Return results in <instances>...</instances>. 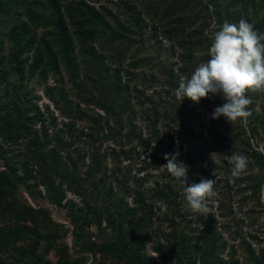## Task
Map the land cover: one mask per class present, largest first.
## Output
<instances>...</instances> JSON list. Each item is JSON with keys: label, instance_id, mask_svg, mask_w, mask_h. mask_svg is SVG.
I'll return each mask as SVG.
<instances>
[{"label": "trees", "instance_id": "1", "mask_svg": "<svg viewBox=\"0 0 264 264\" xmlns=\"http://www.w3.org/2000/svg\"><path fill=\"white\" fill-rule=\"evenodd\" d=\"M45 1L37 12L41 0H0V264H7L1 258L6 254L10 264H51L45 260L51 250L57 252L56 264H85L89 259V264H238L235 252L223 257L234 251L228 249L224 231L243 244L247 235L251 238L239 230L246 222L237 221L231 232L211 213L204 226L205 220L186 208L182 186L161 166L167 163L165 154L179 149L178 160L189 167V183L197 181L199 172L216 180L222 218L234 216L238 196L242 207L253 203L244 217L250 224H256L255 214H264V92L248 91L252 115L231 123L223 116L211 118L224 103L218 95L210 94L198 107L174 95L180 76H190L210 59L212 34L201 27L194 1L205 11L213 7L218 27L225 19L238 23L241 14L236 16L232 7L242 13L251 2L247 20L264 33V0H234L225 16L217 0H119L126 21L103 4L111 0ZM147 30L151 38L178 43V48L164 49L170 58L178 55V62L169 68L168 60L156 64L165 76L163 91L151 95L137 88L135 71L146 60L131 56L130 61L126 53L136 43L133 38L145 43ZM117 39L125 46L117 45ZM33 81L44 87L42 95L30 86ZM42 96L51 103L40 107ZM190 114L195 122L209 121L200 125L201 134L191 126ZM204 132L219 157L216 162L208 150L198 152ZM83 138L81 151L77 142ZM189 141H194L191 150L186 148ZM138 147L149 152L150 161L143 160L138 170L124 168V163L140 160L134 154ZM232 152L248 157L247 169L235 179ZM201 162L209 163L210 170L200 171ZM161 169L147 187L154 177L145 176ZM109 182L116 183L120 196ZM22 191L44 205H28L19 196ZM47 206L66 210L75 253L62 243L70 227L54 222ZM92 226L98 230L95 239ZM26 239L31 242L18 247ZM151 242L161 261L145 254ZM254 263L264 264L263 256Z\"/></svg>", "mask_w": 264, "mask_h": 264}, {"label": "clouds", "instance_id": "2", "mask_svg": "<svg viewBox=\"0 0 264 264\" xmlns=\"http://www.w3.org/2000/svg\"><path fill=\"white\" fill-rule=\"evenodd\" d=\"M208 55L210 59L200 62L190 76H180L175 97L181 102L187 97L199 104L210 94L218 95L224 103L214 109L212 119L223 116L230 123L246 121L252 115L247 92H264V33L244 18L238 23L225 21L219 30L212 32ZM178 156V152L165 154L167 163L161 167L182 186L189 208L193 212L207 213L210 200L217 195L216 180L201 178L199 183H189V167L179 161ZM229 162L233 179L248 167V157L239 152H232Z\"/></svg>", "mask_w": 264, "mask_h": 264}, {"label": "rangeland", "instance_id": "3", "mask_svg": "<svg viewBox=\"0 0 264 264\" xmlns=\"http://www.w3.org/2000/svg\"><path fill=\"white\" fill-rule=\"evenodd\" d=\"M32 1L33 0H29V2H32ZM131 1H133V0H131ZM218 1H219V3H221L220 11H224V10L226 11L227 5H230V8H231L232 3H233L234 0H217V2ZM241 1L244 4L248 0H241ZM21 2H22V0H21ZM38 2H40V0H38ZM41 2H42V4L40 5V7L37 10V12H41V8L46 6V1L44 2V0H41ZM103 4L108 6L109 8H111L112 11L115 12V14L119 18H121L124 21H126L124 15H122V13L120 11L122 9H119V7H118V6H120V1L119 0H111L110 2H106V3H103ZM194 4H197L196 5L195 14L197 15V19L200 20L201 27L203 28V30H205V33L206 34L207 33L212 34V32L214 30H219L220 27L217 26L218 24L215 23L214 16L211 15V11H212L213 7L211 6L209 11H205V8L200 3L194 1ZM250 7L252 8L251 2H250L249 8L243 7V10L247 9L248 11H244V12L241 13V11L239 10L240 7L239 8H237V7L234 8V6L232 7L233 8L232 10H233V13L236 14V16H238V14H241V15L238 16L239 19L244 18V19L247 20V18H248L247 16H249V15H247V13L249 12ZM225 11L223 13V16L226 15ZM21 18L25 19V15L21 16ZM225 21H226V19H225ZM247 21H249V20H247ZM42 30L43 29H40V32ZM146 33H147V35L145 36V43H142V42L138 41L139 39L136 38V37L133 38L136 43H134L133 45L130 44L128 46V48H127V52L126 53H127V56L129 57L130 61L133 60L131 56H135L137 60H139V59L140 60H146L147 63L143 62L144 64L138 67L139 69H137L135 71L136 72L135 74L139 76L138 77L139 78L138 81L140 82L139 84H137V88H139L142 92H144V90H148V91H145L144 93L147 94V95H151L153 91L154 92L163 91V83H164V77L165 76H163L162 74L159 73V70H158L159 67H156V64L158 63V61H166V60H168L166 62H167V67L169 68L171 62H178L179 60L176 58L178 55H176V57L173 59V58H170V55H171L170 51L169 52L168 51L164 52V49L165 48H169L170 45L175 46L176 48H178L177 47L178 43L177 44H171L167 40L168 38L164 39V37L163 38L158 37L157 39L151 38L152 37V33H151L150 30H147ZM117 40H118L117 45L121 44V46H123V47L125 46V44L123 42H121V41H124V40H121V39H117ZM161 47H162V52L160 54L159 50H160ZM5 52H6V48H5ZM176 52H177V54H180L179 50H177ZM179 67H175L174 68V72L175 73L178 72L177 69H179ZM144 78H145V82H142L141 79L144 80ZM154 79H155V81H154ZM153 81H154V83H153ZM33 82L34 83H32V82L30 83V86L36 88L38 94L42 95L43 92H44V87L43 86L39 87L37 85L36 81H33ZM49 84L53 85L54 83H53L52 80H50ZM147 87H150V88H147ZM49 102L50 101L48 100V98L46 99L45 97L42 96V102L39 103L40 107H43L44 104L49 103ZM187 102L189 104V107L190 106L198 107L200 105V102H199V104H195L191 100H187ZM51 107L54 110L52 104H51ZM259 107H260V104H258V108ZM82 108H84V107L82 106ZM54 112L56 113V115H59L57 111L54 110ZM201 114H203V113H201ZM194 119L195 118H193V116H191V114H190L189 120L192 123L191 126H193V128L195 129L196 134H201L200 125L204 124V123H205V125H208L209 121L207 119H205V118H202V121L198 123V122H195ZM84 141L85 140L83 138V140L81 139L80 141L77 142V148H79V150H81V151H84V149H85ZM193 142L194 141H189V143H188V145L186 147L188 150H191L193 148V146L191 145ZM199 143H200V145L197 148L198 152H202V151H204V149H206V150L209 151V154L212 155V158H213L214 162L218 161L219 157H218L217 154H215V152H213L214 145H213L212 141L210 140V138L208 137L207 132L203 133L202 141H200ZM109 145H111V143H107L106 147H109ZM135 145H136V143L133 144V146H135ZM262 145H263V143H262ZM137 150H139V151L138 152H134V154L135 155L140 154V160L136 161V163H134V164L126 162V163H124V168L129 167V166L132 165L134 170L135 169L138 170L139 168H141L140 164H141V162L143 160H147L148 162L150 161L149 157H148L149 152H145L140 147H138ZM178 150L179 149H175L174 151L178 152ZM108 163H110V162L108 161ZM110 167H111V165H109L108 168L110 169ZM199 169H200V171H204V170H208L209 171L210 170L209 169V163L201 162V164L199 166ZM84 171L85 170L82 169L81 173L83 174ZM162 172H163V169H161L160 171H157V172L152 171V172H150V174L146 175L145 176L146 178L148 176L149 177H152V176L154 177L153 180H149V181H146V178H145L146 186L147 187L150 186V185L153 186V184L155 182V178H157L160 175V173H162ZM198 176L200 178L198 177L197 181H195V183H199L201 178H204L203 175H201L200 172H199ZM108 186H112V189L115 192V194L120 196L121 192L119 191V188L117 187L116 183H110L109 182ZM19 196L25 203H27L30 206H33L34 208H38L39 206L44 205L43 201H41V203H38L35 199H32L31 197H29L28 194L26 192H24V191L19 192ZM246 196H250V193H247ZM68 198L69 199H74V201L77 204L79 203L78 202V198L75 197L73 194L69 193L68 194ZM220 199H222L223 202L225 201V204H227L226 206L228 207V201L224 197H222ZM241 200H242L241 196H238L237 198H235V200L233 201V203H234V213L235 214H234L233 217L232 216L228 217V219L222 218L221 217V212L219 210H217L218 204L220 202V200H218V196L217 195L210 200V202L208 204L209 211L207 213H203L202 214V213H199V212H193L189 208L187 202H186V208H189V210L191 212V215L195 216V215L198 214V216H201L205 220L204 226L207 223V217L209 216V214L212 213L211 215H213V217L217 220L218 224L227 225V227L230 228L231 232L234 231V227L233 226H234V224L237 221L244 220L246 223H245V225H243L242 228L239 229L240 233L242 235L249 233L251 235V238H249L248 235H247L246 239L244 240L246 242L242 244V241L240 239L239 240L238 239L234 240L233 238L230 237V235L228 233H226V231L223 230L224 233H225L224 238H225L226 242L229 244L228 249L234 247V251L233 250H227V252L224 254L223 257L227 256L229 251L233 252V253L235 252V254H234L235 257L234 258H235V261H238V264H255L254 261L256 259H259L262 256H263V261H264V214L263 215L262 214H258V215L255 214V218H254L255 221L254 222L256 224L253 226V224H250L247 221V219H244L245 213H247L249 210H253L252 209V204L253 203L249 202V204H246L244 207H242L241 206ZM128 201L131 202L130 199H128ZM45 205H46V203H45ZM47 207L49 208V210L51 212L52 220L54 222H57L59 224H64L67 227H70V230L68 231L66 236L63 237L62 243L63 244H68V246L70 247L71 251L73 253H75V251H74L75 250V242H74L73 237L71 236L72 225L70 223V219L66 215V210L65 209H61V208H55L53 206H47ZM210 207H212V208H210ZM256 210L260 211L258 209H256ZM194 219H193L194 222L198 223V222H196L197 218L195 217ZM22 224H24V223H22ZM27 225H32V224H30L28 222ZM248 227H251V228H248ZM201 228L202 227L199 228L200 231H201ZM36 230L38 232H40L41 234H44V232L41 229L37 228ZM90 233L92 234L93 239H95L96 235L98 234V230L95 228V226L91 227ZM45 234H47V233H45ZM30 242L31 241H29V239H26V241L20 242L18 244V247H21V248L26 247ZM41 244H43V242H41ZM145 254L150 259H153V260H156V261H161V258L159 256H157L158 254L156 252H154V250H153L152 242L147 245V247L145 249ZM57 256H58L57 252L55 250H53V251L51 250L49 252L48 256L45 258V260L49 261L51 264H56ZM154 256H156V257H154ZM9 257H10V254H6L5 256L4 255L1 256V258L3 260L6 259V263L7 264H10V262H11V260L8 259ZM74 257H78V255L75 254ZM92 261L93 260H91V259L86 260L85 264H89ZM36 262H38V261H36ZM30 264H37V263H34V261H33Z\"/></svg>", "mask_w": 264, "mask_h": 264}]
</instances>
